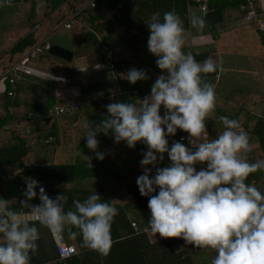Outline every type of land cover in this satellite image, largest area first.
Here are the masks:
<instances>
[{
    "label": "trees",
    "instance_id": "trees-1",
    "mask_svg": "<svg viewBox=\"0 0 264 264\" xmlns=\"http://www.w3.org/2000/svg\"><path fill=\"white\" fill-rule=\"evenodd\" d=\"M64 1L48 0V9L55 10ZM126 1L131 0H97L95 7L88 6L75 14L69 30L77 35L78 45L75 50H71L70 59L57 56L48 49L30 59L31 66L67 77L69 81L48 79L42 93L24 90L16 81L8 84L6 90L0 91V130L6 129L13 134L9 141L0 143V197L9 199L10 205L17 207L19 199L23 198L25 177L37 179L49 196L54 197L64 191L68 196L66 208L71 206L74 197L83 199L96 191L101 195L102 200H111L118 209L111 226L113 243L109 249L118 252L120 256L118 264H210L215 254L210 248L193 247L178 236L166 237L157 242H150L147 238V233L143 229L147 227L149 218L148 197L139 193L135 182L136 176L143 170L139 161L142 157L141 150L146 148V145L139 141L135 147L127 146L124 141L108 142L103 133H97L98 150L105 153L103 159L92 155L91 150L85 145L86 137L83 135L86 129L82 127L84 116L97 118L98 114L106 111L105 95L100 94V91L108 89L107 91L110 92L115 89L118 95L114 100L136 102L149 93L151 83L162 71L155 64V55L147 49L149 29L144 21L147 16L127 17L123 11L118 13L119 15L115 14ZM141 1L147 4L151 2L155 11L160 13L175 9L184 21L185 30H189L188 0ZM259 1L256 0L258 7L261 8L260 17L264 18V9ZM119 2H123L121 7ZM245 2L246 0H210V10L204 14L206 24L203 29L213 32L217 50L221 52L257 55L264 58V30L259 29L258 21L216 31V24L224 18L244 15L246 9H243L242 5ZM77 4L72 1L68 9L76 11ZM15 8L17 6H11L9 11ZM35 8L34 3L25 0L19 2L18 13L31 10L33 16ZM31 16L25 14L22 19L29 20L33 26ZM192 32L195 34V28H192ZM23 34L24 36L21 34L17 40H13L11 33H1L0 54L10 48L12 56L15 57L14 55L21 54L34 46L36 39L33 31L26 29ZM189 46L190 36L187 35L184 40L185 50L189 51ZM109 51L112 53L111 58L108 56ZM83 56L87 58V65L84 69H77V61ZM209 56L218 60L217 54H207V56L195 54L194 58L203 61ZM100 63H103L104 67L99 66ZM96 65L98 69L92 71ZM130 65L145 69L148 78L130 83L116 75ZM218 72L219 70L204 74V78L212 81ZM70 86L79 87L82 99L86 96L95 97L92 102L69 104L71 105L69 112H58L53 108L57 103V91ZM133 89H137L138 93H133ZM8 90H13V94H9ZM242 93L244 90L237 88L227 98L216 96L214 109L205 117L208 128L206 138L215 135V117L228 115L230 118L238 119L242 109L239 105ZM262 108H264V93L254 92L247 106V120H243L242 125L249 139L251 138V151L247 153L250 160L264 158V118L260 115ZM160 111L163 114V107ZM250 121L252 127L248 126ZM16 123L19 124L20 131L14 133L15 130L12 128ZM218 123L220 126L219 120ZM27 127L31 129L29 134L26 132ZM184 132L178 129L173 136L168 137L169 143L180 139V135ZM33 144L35 148H32ZM38 148L51 150L50 160L34 162L30 154ZM83 152L92 157L91 166L89 161L82 158ZM167 163L169 160L165 153L164 160L157 166H164ZM9 172H13V176L6 178ZM258 175H264V172L257 170L250 173L247 182L253 183L264 192V182L257 179ZM249 177L256 178L248 180ZM90 179L95 181L86 185L85 182ZM31 202L39 203L38 197H33ZM132 221L136 222V228L132 225ZM73 231L75 229L67 227L64 230V237L66 241L76 245L78 252L63 263L57 260V248L50 232L45 227H39L38 249L36 254L30 257V264H85L83 252L97 251L82 247L79 234L74 237L70 235ZM143 238L147 241H143ZM129 247L133 253L128 251ZM127 253L129 255L126 257Z\"/></svg>",
    "mask_w": 264,
    "mask_h": 264
},
{
    "label": "clouds",
    "instance_id": "clouds-1",
    "mask_svg": "<svg viewBox=\"0 0 264 264\" xmlns=\"http://www.w3.org/2000/svg\"><path fill=\"white\" fill-rule=\"evenodd\" d=\"M144 21L147 49L162 71L138 101L114 100L104 106L107 111L98 122L84 121L85 145L98 159L105 153L98 150L97 133L111 132L114 142L129 147L138 141L146 145L139 161L143 170L135 178L139 193L148 197L146 231L214 250L210 264H264V192L247 182L250 173L264 172V158H247L249 135L234 117L220 115V127L206 138L205 117L214 109L216 95L215 83L204 74L217 72L220 63L211 56L198 61L185 50L184 21L175 9L153 11ZM187 21L197 31L206 24L204 15L191 9ZM120 76L130 83L148 78L145 69L135 67ZM178 129L188 133L191 147L182 142L184 137L169 143ZM165 153L169 163L157 166ZM81 155L91 162L90 155ZM24 179L17 207L0 197V264H30L39 227L57 234L70 226L75 229L70 235L79 234L82 247L108 253L118 212L111 200L94 191L83 199L74 197L66 208L64 191L49 196L37 179ZM33 197L39 203H32ZM60 255L64 257L63 250Z\"/></svg>",
    "mask_w": 264,
    "mask_h": 264
},
{
    "label": "crops",
    "instance_id": "crops-1",
    "mask_svg": "<svg viewBox=\"0 0 264 264\" xmlns=\"http://www.w3.org/2000/svg\"><path fill=\"white\" fill-rule=\"evenodd\" d=\"M25 0H10V3L8 4H0V34H9L11 33L13 35V40H17V38L22 34L23 32L28 29L29 31H33L34 29H38L42 24L38 23L39 16L44 15V18L53 19L51 22V25H54V30L56 28H59L62 26L63 22L68 19L74 11H70L68 8L71 5V2H77L78 6H80L82 0H65L64 3L59 6L55 10H49L48 9V0H28L29 2H32L36 5L35 8V14L31 16V10H28L26 13L24 11L18 13V5L19 2H22ZM88 1V0H86ZM85 1V2H86ZM260 3V1H259ZM37 4H39V9H37ZM73 5V4H72ZM260 5L264 9V2L261 1ZM11 6H17L12 11L10 10ZM188 11L189 9L197 12L198 14H203L201 9L198 7V5L195 2L188 3ZM121 9V10H120ZM120 10V11H119ZM145 10V11H144ZM47 11V13H46ZM66 11V12H65ZM127 17H133L135 15H138L139 17L147 16V18L151 15L153 11H155L154 6H152L151 2H142L141 0H131L129 2H124V6L122 8H119L116 10L115 14L119 15L118 13L122 12ZM49 12V13H48ZM69 12V13H68ZM146 12V13H143ZM18 13V14H16ZM33 19V26L32 22L26 19H22L25 17V14ZM143 13V14H141ZM18 15V17L16 16ZM204 15V14H203ZM58 19H54L57 18ZM230 17V15H229ZM62 18V19H61ZM120 19H122L119 16ZM37 20L34 22V20ZM143 23V21H141ZM140 23V24H141ZM246 23V20L244 18V15H240L236 18H228L223 19L221 22L217 23L215 28L216 31H222L226 28H231L238 26L239 24ZM260 29V28H259ZM68 30L62 27V30L64 31ZM264 30V29H261ZM28 31L26 32V34ZM71 34L75 37V40H77V35L71 32ZM190 36V46L188 48L189 51L195 54H207L209 55H216L218 56V62L220 63V69L219 72L215 77L212 78V81L215 83V95L227 98L231 92L234 89H242L244 90V93H242V97L239 100V105L242 107L239 115H238V121L241 125V128L243 129V120H247L246 116V110L247 106L250 102V99L254 92H261L264 93V78H262V75L264 74V58L261 56H255V55H247V54H241V53H235V52H221L217 50L216 43L214 41L213 32H208V30H200L197 31L195 29V34L192 32V27L190 26L189 30L185 31V36ZM48 38L45 37L41 41H38V38L35 41V44L42 42L44 39ZM193 46L196 47V50L193 48ZM30 48V47H29ZM27 50V49H26ZM25 50V51H26ZM19 55V54H18ZM18 55L12 56V53L10 52V48L6 51L2 52L0 54V71L1 69L11 63L12 61L16 60ZM87 58L86 57H80L77 61V69H84L86 67ZM135 67L138 68L136 65H130L124 72H126L128 69ZM139 69V68H138ZM95 69H92V71H95ZM16 82L20 84L24 90H34V92H40L42 93L44 91L45 83L49 78H45L39 75L35 74H20L16 73ZM30 77V78H29ZM38 78V79H37ZM51 80V79H49ZM211 81V82H212ZM253 85L255 87H253ZM253 87L254 89H251ZM108 89H105L103 91H100L99 93L102 95H105L106 104L109 102L114 101V99H108V96L111 93L117 92V90H111L110 92L107 91ZM93 97L95 96H86L84 99L81 98L80 89L78 86H70V87H64L61 89H58L57 91V103L59 104H81V103H88L93 101ZM107 111V110H106ZM106 111L104 113H106ZM98 114L97 118H94V116H84L85 121L89 120L90 122H98L100 119L103 118L102 114ZM260 115L262 118H264V108L261 109ZM257 120V119H255ZM245 124V123H244ZM215 126L216 129L219 128V123L217 117H215ZM248 126L252 127V122L248 123ZM206 130L208 132V128L206 127ZM105 139L108 142L114 141L111 135V132L109 134L105 135ZM251 139V138H250ZM9 141V139H6ZM3 142H7V141ZM1 142V143H3ZM247 158L250 160L248 154ZM197 168L202 167L203 165L197 164ZM257 179L259 181L264 182V175H258ZM252 177V178H256ZM251 177L248 178V180L252 179ZM95 180H88V182H85L86 185L92 184ZM264 184V183H263ZM264 187V185H263ZM135 228V227H134ZM146 229V228H145ZM143 229L147 234V238L150 242H157L160 240H163L166 237L160 236L158 233L153 234L150 231H146ZM143 241H147L146 238H143ZM127 247L124 246V250ZM179 248V247H178ZM128 251L133 253L132 249L129 247ZM80 254V253H79ZM85 264H118V252L114 249L109 250L106 255L100 254L99 252H83ZM129 255V253L126 254V257ZM150 256V255H149Z\"/></svg>",
    "mask_w": 264,
    "mask_h": 264
},
{
    "label": "built area",
    "instance_id": "built-area-1",
    "mask_svg": "<svg viewBox=\"0 0 264 264\" xmlns=\"http://www.w3.org/2000/svg\"><path fill=\"white\" fill-rule=\"evenodd\" d=\"M195 2L198 7L201 9L203 14H206L210 10V0H188V3ZM123 2H119V7L122 6ZM9 4V3H8ZM97 5V0H88L84 4H80L77 10L72 13V15L66 19L62 27L63 28H71V24L73 21V18L77 12L82 10L83 8L86 7H95ZM243 9L245 10L244 18L246 22L250 21H258L259 22V28L264 29V18L260 17V10L261 8L258 7V4L256 3V0H246L245 4L242 5ZM263 9V8H262ZM51 47V42L49 41V38L44 39L42 42H39L35 44L34 46L28 48L26 51L21 53L19 59L12 61L8 65L4 66L1 71H0V91H4L7 89L8 84L14 83L16 81V73L20 74H35L39 75L45 78L53 79V80H59V81H69V78L67 77H62L55 75L54 73L51 72H46L42 71L34 66H31L29 64V61L32 57L36 56L39 52L49 49ZM111 51L108 52L109 58H111ZM101 67H104L103 63L98 64ZM96 67H98L96 65ZM111 68H113V64L111 63ZM118 77L121 79L120 73H117ZM9 94H13V90H8ZM133 93H138L137 89H133ZM118 95V91L115 93H111L108 96V99H114ZM53 108L57 110L58 112H69L71 109V105L69 104H59L56 103L53 105ZM15 130L14 133L20 131V126L18 123L14 125L12 128ZM12 131H7L5 130H0V143L5 141L6 139L12 138ZM26 132L29 134L31 132V129L29 127L26 128ZM184 137V140L182 141L189 147L191 145L188 143V133L185 131L180 135V138ZM7 141V140H6ZM34 141V139H33ZM32 141V143H33ZM32 148H35V145H32ZM197 167V165H195ZM13 176V172H9L6 175V178H11ZM132 225L136 228L137 224L135 221H132ZM51 234V237L56 245L57 248V253H58V262H65L67 259L71 258L74 254H76L77 248L74 243L66 241L64 237V232L62 233H57V234ZM61 250L64 251L65 255L63 258H61L60 252Z\"/></svg>",
    "mask_w": 264,
    "mask_h": 264
},
{
    "label": "rangeland",
    "instance_id": "rangeland-1",
    "mask_svg": "<svg viewBox=\"0 0 264 264\" xmlns=\"http://www.w3.org/2000/svg\"><path fill=\"white\" fill-rule=\"evenodd\" d=\"M82 1L83 2H81V4H84L86 0H82ZM261 1L262 0H260V3H261ZM263 2H264V0H263ZM46 13H47V11H46ZM39 17L40 18H38V20H39L38 23H40L42 25L38 29L33 30L34 37L36 39L38 38V41H41L43 38L48 36L49 41L51 42V46H52V44H57V45L65 47V48H68L70 50L76 49L78 42H77V40H75V37L71 34V31L69 29L64 30V31H60V30H62V26H60L59 28H56L54 30V28H53L54 25L53 26L51 25V22L53 21V19L44 18V15L39 16ZM54 19L56 20V19H58V17L54 18ZM35 21H37V20L35 19L34 22ZM65 29H67V28H65ZM193 48L196 50L195 46H193ZM20 55L21 54H19L17 56L16 60L19 59ZM94 68L98 69L96 66H94ZM124 71H121V72H124ZM262 78H264V74L262 75ZM253 87H255V86L253 85ZM253 87H251V89H254ZM51 155H52L51 150H45L43 148H41V149L38 148L37 150L33 151L30 154V156H31L30 158L34 162H42L43 160H46V161L50 160ZM26 161L29 162L28 159H26Z\"/></svg>",
    "mask_w": 264,
    "mask_h": 264
},
{
    "label": "water",
    "instance_id": "water-1",
    "mask_svg": "<svg viewBox=\"0 0 264 264\" xmlns=\"http://www.w3.org/2000/svg\"><path fill=\"white\" fill-rule=\"evenodd\" d=\"M49 51L57 56L70 59L72 57V51L68 48H65L63 46L52 44Z\"/></svg>",
    "mask_w": 264,
    "mask_h": 264
}]
</instances>
